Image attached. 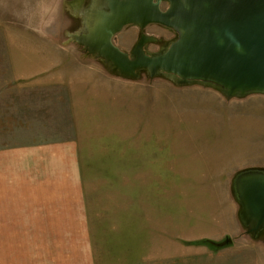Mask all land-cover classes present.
I'll use <instances>...</instances> for the list:
<instances>
[{
    "label": "rangeland",
    "instance_id": "obj_1",
    "mask_svg": "<svg viewBox=\"0 0 264 264\" xmlns=\"http://www.w3.org/2000/svg\"><path fill=\"white\" fill-rule=\"evenodd\" d=\"M24 6L0 7L1 23L16 22L0 25V153L10 164L18 150L70 143L82 209L80 219L43 217L35 193L12 183L0 192V264H246L235 252L241 241L256 243L264 264V230L246 233L232 192L235 173L264 169V95L121 78L70 40L81 21L54 12L63 30L42 41L35 3ZM141 32L158 39L151 53L175 38L157 24L129 25L113 42L130 52ZM43 50L51 57L37 58L41 68L58 75L15 74Z\"/></svg>",
    "mask_w": 264,
    "mask_h": 264
},
{
    "label": "water",
    "instance_id": "obj_2",
    "mask_svg": "<svg viewBox=\"0 0 264 264\" xmlns=\"http://www.w3.org/2000/svg\"><path fill=\"white\" fill-rule=\"evenodd\" d=\"M84 15L73 41L114 75L199 83L226 98L264 95V0H88ZM149 24L175 38L153 53L146 46L158 39L143 32L130 52L113 42L126 26ZM232 192L241 225L257 236L264 230V169L235 173Z\"/></svg>",
    "mask_w": 264,
    "mask_h": 264
},
{
    "label": "crops",
    "instance_id": "obj_3",
    "mask_svg": "<svg viewBox=\"0 0 264 264\" xmlns=\"http://www.w3.org/2000/svg\"><path fill=\"white\" fill-rule=\"evenodd\" d=\"M29 1L35 3L36 23L40 30L44 32L41 35L35 34V38L50 42H52L51 39H48V37L46 38V35H54L55 38L57 37L59 29L61 28V31L63 30V28L60 27L63 26V23L59 24V22H57V16L54 14V12H57V15L58 13L61 14V12L64 13L69 20H72V22H80L82 21L83 17H85L84 13L87 9L88 3V0H0V7L4 4L6 5L15 3L21 8L22 4H25L24 7L26 8V4L28 5ZM50 10L52 12V15H45V12L48 13ZM5 14L7 16H11L10 13ZM15 15L26 17V15H28V12L19 14L16 13ZM1 24L9 25L16 24V22L10 20V22L8 23L0 22V25ZM57 27L58 29H55ZM75 32L77 31H68L66 32V34L73 35V33ZM71 39L73 40V37H70V40ZM40 53L42 55L39 56L36 54V60L29 63L28 67L15 66L14 69L18 71L15 74H18L20 78H23L25 80L34 79L35 77L38 78V76L42 73L43 75L46 73H56L58 75L59 72L57 73L54 65L52 66V68H47L44 66L46 62H43L41 65L44 69L41 68L40 62L42 61V59L37 60V58H47L51 56L46 55L48 53L47 50H43ZM21 71H24L23 75H21ZM52 76L53 75H51V77ZM67 86L66 88H70V86ZM27 154L30 155L29 159L27 156H25ZM1 159L3 160L1 161ZM7 159L8 156L6 155V153L1 152L0 192L9 190V188L7 187L11 186L12 183H20V186H22L21 183H23V190L26 188L25 191H28V194L35 193L34 202L36 208L38 210L40 209L43 212V217H67L69 219L81 218V215L79 214L80 209H82V206L80 205L81 194H79L77 185L73 180L74 176L76 175L77 163L75 161L74 149L70 145V143H53L49 145L38 146L34 148V150H29L26 148L22 149L21 151L18 150L16 154L11 157V160H13L14 164L12 162H10L9 164ZM28 167H31V169L35 170L36 172V178L34 177V180H29L28 178H26V169H28ZM24 172L25 176L23 174ZM2 199L5 201L9 200L6 199V196L2 197ZM44 211H52V213H44ZM58 211L59 213H57ZM256 246V243L244 241L236 242V255L241 257V261H245L248 258L247 261L249 263L246 264H259L257 260L254 259V257L257 256L255 250L259 248ZM235 261L237 262L236 264H240L238 260ZM207 262L208 264H222L218 263L214 259Z\"/></svg>",
    "mask_w": 264,
    "mask_h": 264
},
{
    "label": "flooded vegetation",
    "instance_id": "obj_4",
    "mask_svg": "<svg viewBox=\"0 0 264 264\" xmlns=\"http://www.w3.org/2000/svg\"><path fill=\"white\" fill-rule=\"evenodd\" d=\"M166 6H167V3L166 2H162L161 4H160V8L163 10V9H165L166 8ZM149 25H152V24H149ZM149 25H147V26H149ZM146 26V27H147ZM81 27V23H80V25H79V28ZM147 35H150V34H147ZM152 36V35H151ZM70 37L72 38L73 36L72 35H70ZM137 41V40H136ZM76 43V42H75ZM77 44V43H76ZM78 45V44H77ZM78 46H80V45H78ZM133 47V46H132Z\"/></svg>",
    "mask_w": 264,
    "mask_h": 264
},
{
    "label": "trees",
    "instance_id": "obj_5",
    "mask_svg": "<svg viewBox=\"0 0 264 264\" xmlns=\"http://www.w3.org/2000/svg\"><path fill=\"white\" fill-rule=\"evenodd\" d=\"M229 239H230V238L226 237L223 241L218 242L217 244H218L219 246H223V245H225V244H228V243H229V242H228Z\"/></svg>",
    "mask_w": 264,
    "mask_h": 264
}]
</instances>
